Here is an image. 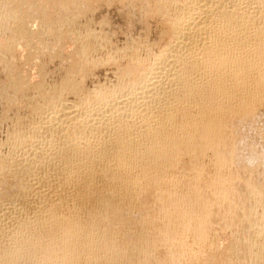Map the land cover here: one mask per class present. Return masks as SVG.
I'll list each match as a JSON object with an SVG mask.
<instances>
[{
    "label": "bare ground",
    "instance_id": "6f19581e",
    "mask_svg": "<svg viewBox=\"0 0 264 264\" xmlns=\"http://www.w3.org/2000/svg\"><path fill=\"white\" fill-rule=\"evenodd\" d=\"M92 1L0 0V264H264V0Z\"/></svg>",
    "mask_w": 264,
    "mask_h": 264
},
{
    "label": "rangeland",
    "instance_id": "374dc122",
    "mask_svg": "<svg viewBox=\"0 0 264 264\" xmlns=\"http://www.w3.org/2000/svg\"><path fill=\"white\" fill-rule=\"evenodd\" d=\"M91 1H92V0H91ZM95 1H96V3H95ZM99 1H100V0H99ZM99 1H98V0H93L92 2H94V4L97 5ZM115 1H116V2H115ZM117 1H119V2H117ZM92 2H91V3H92ZM111 2H112V1H111ZM104 3H105V2H104ZM114 3H115V4H114ZM117 3H118V4H117ZM119 3H121L120 0H113V3H112V4H111V3H109V4H108V3H105V4L102 3V4H103V7L101 8V10L103 11V10L105 9V7H106V11L104 10V11H103V14H106V13H107L108 15H109V14H114L115 11H116L115 14L118 13V15H119V19H120V20L124 19L122 16L120 17V14H119V10H120V7H121L120 5H122V3H121V4H119ZM94 4H91V6H93ZM96 5H94V6H96ZM98 5H99V4H98ZM98 5H97V6H98ZM106 5H107V6H106ZM108 5H109V6H108ZM111 5H112V6H111ZM94 6H93V7H94ZM104 6H105V7H104ZM117 6H118V8H117ZM108 7H109V8H108ZM114 7H115V8H114ZM107 8H108V11H107ZM112 8H113V9H112ZM114 9H115V10H114ZM117 10H118V11H117ZM110 11H111V12H110ZM104 12H105V13H104ZM156 14H157V13H156ZM154 15H155V14H154ZM155 16H156V15H155ZM155 16H154V18H153V16H152V18H153V19H152V20H153L152 22H153L154 24H157V23H155V21H154ZM156 17H157V16H156ZM33 19H34V18L30 17V19L28 18L27 20H29V21H35V19H34V20H33ZM29 21H28V26L30 25L29 27H30L32 30L35 31V29H37L36 22H29ZM156 21H157V20H156ZM152 22H151V23H152ZM157 22H158V21H157ZM34 23H35V24H34ZM158 24H159V23H158ZM158 24H157V25H158ZM33 27H34V28H33ZM129 31H130V30H129ZM160 34H161V33H160ZM167 35H168V34H167ZM167 35H166V36H165V34H164V36H163V35H160V36H159V38L161 37L160 40L162 39L161 41H164V42H165ZM164 37H165V38H164ZM159 38H158V39H159ZM68 42H69V41H68ZM65 43L67 44V45L65 44V48H66V50H67V49H69V47H68V46H69V43H67V42H65ZM21 48H23V47H18V48H16V49H20L19 51H21V53H22L23 50H25V48H23L22 50H21ZM69 50H70V49H69ZM25 52H26V53H25ZM67 52H68V51H67ZM19 54H20V53L17 54L16 59L20 57ZM23 54L27 56V51H24V52L22 53V56H23ZM18 56H19V57H18ZM36 61H37V60H36ZM26 68H27V67H26ZM30 68H31V66H30ZM30 68H29V70H30ZM262 103L264 104V101H263ZM261 105H262V104H261ZM262 108L264 109V105H262ZM188 156H189V155H184V156H183V160H184L185 163H186V162L189 163V162L191 161V160H189V159H191L192 157L190 158V157H188ZM207 170H208V171H207ZM207 170H206V169L204 170V174H203L202 179L205 180V182H206L205 185H206V184L208 183V181H209V183H208L207 185L210 186L211 184H213V182H212L211 180L214 179L213 177H214V175H215V174H214V173H215V168H213V166H209V167L207 168ZM209 171H210V172H209ZM213 172H214V173H213ZM208 174H209V175H208ZM188 176H189V175H188ZM212 176H213V177H212ZM5 178H6V177H5ZM188 178H191V175H190ZM6 180H7V183H8V184L11 183V179H10V177H8ZM204 180H203V183H204ZM214 180H215V179H214ZM214 180H213V181H214ZM210 181H211V182H210ZM210 183H211V184H210ZM209 184H210V185H209ZM18 213H20V212H17L16 214H18ZM14 215H15V214H14ZM214 220H215V221H214ZM214 220L212 221V224H213V225L211 224V229H212L211 231H212V234H213L214 232L217 233L216 235H214L215 233L213 234V235L216 237V240H215V241L218 240V241L216 242V245H217V247H218V248H217L218 251H217V253L215 254L217 257L214 255V258H216V259H214V258H213V259L210 258V250H208L207 247H204L205 249L203 248V249H199V250H198V246H195L196 244H195V245H194L193 243L191 244V243L188 242V240H187L186 244L188 243V244L190 245V247H191V246H192V247L194 246L193 248H192V247H191V248L188 247V249L190 248V249H189V252L192 253V254L195 256L194 258H196V259H192V261L189 260V262H188V259H191L190 257H193V256L189 253L191 256H190L189 254H187V255H185V256H186V259H184V254H183L182 252H180V254H181L180 256H182V258H180V260L183 259V261H180V263H182V264H196L197 261H200V264H201V262L205 260L204 263H206V262L209 263V262H210L211 264H215V261H216V262L218 261L216 264H228V261H230V260H231V261L236 260V259H235V256H233V255L231 256L230 253H229L228 256H227V255L223 254V252H221V253L219 252V251H223V250L225 249V250H224V251H225L224 253H226V250H227V248H228L227 246H229V243H231V240H232V239H230V238H234V236H233V235H234V232H233L231 229H229V228H228V229H225V230H226V231H225L223 228H220V227L218 226L219 224L216 223V222H219V219H214ZM217 220H218V221H217ZM213 222H214V223H213ZM214 227H216V228H214ZM218 227H219V228H218ZM217 228H218V230H215V229H217ZM213 229H214L215 231H213ZM222 229H223V230H222ZM187 230H188V229H186L183 233H184V236H187V237H188V238H187V237H185V238L189 239V241H190V240H191V238H190L191 235L189 236L190 231H188V233H186ZM220 231H221V232H220ZM222 232H223V234H222ZM232 232H233V233H232ZM185 233H186L187 235H186ZM225 233H226V234H225ZM218 236H219V237H218ZM222 236H223V237H222ZM217 237H218V238H217ZM221 237H222V238H221ZM224 238H225V239H224ZM221 239H222V241H221ZM226 239H227V240H226ZM226 241H227V242H226ZM228 241H229V242H228ZM220 242H221V243H220ZM188 244H187V245H188ZM218 244H219V245H218ZM189 245H188V246H189ZM160 247H161V248H160ZM163 247H164V246H158V247H156V249H155V251L157 252V255H156V256H159L160 258H163V259H164V257H165V259L168 260L166 256H170V255L173 254V253H174V255H175V254L177 253L176 251H175V252L172 251L173 253H171V251L169 252L168 250H165V247H164V249H163ZM219 247H221V248H219ZM157 248H158V249H157ZM206 248H207V249H206ZM162 249H163V250H162ZM194 249H195V250H194ZM190 250H191L192 252H191ZM201 250H202L203 252H202ZM164 251H165V252H164ZM167 251H168V252H167ZM198 251H199V252H198ZM207 251H208V252H207ZM156 252H155V253H156ZM193 252H194V253H193ZM218 252H219V255H218ZM197 253H198V255L200 256V260H199V258H198L199 256L197 255ZM201 253H202V254H201ZM203 253H204V254H203ZM182 254H183V255H182ZM195 254H196V255H195ZM221 254L224 255V256H222ZM176 255H177V254H176ZM207 255H208V256H207ZM220 255H221V256H220ZM161 256H162V257H161ZM189 256H190V257H189ZM202 256H204L205 259H204ZM187 257H189V258H187ZM201 257H202L203 259H202ZM207 257H208V258H207ZM219 257H222V258H219ZM224 257H225V258H224ZM197 258H198V259H197ZM206 258H207L208 260H209V258H210V259L213 260L214 262L212 263L211 260H209V262H208ZM218 258H219V259H223V261H222V260H218ZM201 259H202V260H201ZM225 259H226V260H225ZM196 260H197V261H196ZM224 260H225V261H224ZM186 261H187V262H186ZM191 262H192V263H191ZM220 262H221V263H220ZM178 264H179V263H178ZM197 264H199V263L197 262Z\"/></svg>",
    "mask_w": 264,
    "mask_h": 264
}]
</instances>
